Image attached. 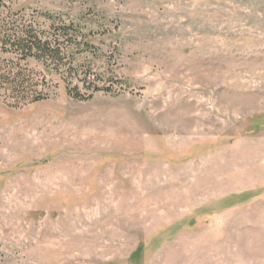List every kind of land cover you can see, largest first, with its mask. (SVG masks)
Segmentation results:
<instances>
[{"label":"rangeland","instance_id":"1","mask_svg":"<svg viewBox=\"0 0 264 264\" xmlns=\"http://www.w3.org/2000/svg\"><path fill=\"white\" fill-rule=\"evenodd\" d=\"M2 1L76 37L0 91V264H264V0Z\"/></svg>","mask_w":264,"mask_h":264},{"label":"trees","instance_id":"2","mask_svg":"<svg viewBox=\"0 0 264 264\" xmlns=\"http://www.w3.org/2000/svg\"><path fill=\"white\" fill-rule=\"evenodd\" d=\"M58 29L45 34L34 27L33 21L24 19L19 11L11 10L0 0V91L23 93L29 103L40 100L36 90H31L32 86L37 87V80L32 76L35 73L26 68L27 63L35 61L43 67L52 64L53 69L58 68L64 54L58 39H63L61 44L71 45L76 37L72 26Z\"/></svg>","mask_w":264,"mask_h":264},{"label":"bare ground","instance_id":"3","mask_svg":"<svg viewBox=\"0 0 264 264\" xmlns=\"http://www.w3.org/2000/svg\"><path fill=\"white\" fill-rule=\"evenodd\" d=\"M14 133V132H13Z\"/></svg>","mask_w":264,"mask_h":264}]
</instances>
